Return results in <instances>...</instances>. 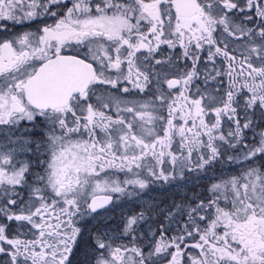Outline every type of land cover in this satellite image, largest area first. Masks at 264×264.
Returning a JSON list of instances; mask_svg holds the SVG:
<instances>
[{
    "label": "snow or ice",
    "instance_id": "obj_1",
    "mask_svg": "<svg viewBox=\"0 0 264 264\" xmlns=\"http://www.w3.org/2000/svg\"><path fill=\"white\" fill-rule=\"evenodd\" d=\"M0 264H264V0H0Z\"/></svg>",
    "mask_w": 264,
    "mask_h": 264
}]
</instances>
